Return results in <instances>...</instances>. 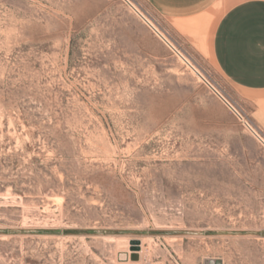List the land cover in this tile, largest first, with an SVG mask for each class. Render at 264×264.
I'll return each instance as SVG.
<instances>
[{
    "label": "rangeland",
    "instance_id": "1",
    "mask_svg": "<svg viewBox=\"0 0 264 264\" xmlns=\"http://www.w3.org/2000/svg\"><path fill=\"white\" fill-rule=\"evenodd\" d=\"M193 71L123 0H0V264H264V148Z\"/></svg>",
    "mask_w": 264,
    "mask_h": 264
},
{
    "label": "crops",
    "instance_id": "2",
    "mask_svg": "<svg viewBox=\"0 0 264 264\" xmlns=\"http://www.w3.org/2000/svg\"><path fill=\"white\" fill-rule=\"evenodd\" d=\"M144 1L160 16L181 23L207 26L219 18L211 36L199 39L207 41L215 65L250 112L259 110L264 104V0Z\"/></svg>",
    "mask_w": 264,
    "mask_h": 264
},
{
    "label": "built area",
    "instance_id": "3",
    "mask_svg": "<svg viewBox=\"0 0 264 264\" xmlns=\"http://www.w3.org/2000/svg\"><path fill=\"white\" fill-rule=\"evenodd\" d=\"M140 20L179 58L185 65L191 67L207 86L225 103L240 124L247 129L252 137L264 148V132L251 120L249 115L240 108L227 94L225 95L213 81L208 79L188 57L186 51L178 45L168 32L150 16L135 0H123Z\"/></svg>",
    "mask_w": 264,
    "mask_h": 264
},
{
    "label": "bare ground",
    "instance_id": "4",
    "mask_svg": "<svg viewBox=\"0 0 264 264\" xmlns=\"http://www.w3.org/2000/svg\"><path fill=\"white\" fill-rule=\"evenodd\" d=\"M223 1V0H222ZM224 1H226V0H224ZM227 2V1H226ZM227 6V5H226ZM224 8V7H223ZM220 9V8H219ZM217 10V9H216ZM223 12V11H222ZM220 14V13H219ZM218 16V15H217ZM220 16V15H219ZM219 19V18H218ZM217 19V20H218ZM217 20L215 19V21H213V22H211L209 25H208V27H207V29H206V33H208V34H210L211 35V32L214 30V27H215V24H216V22H217ZM192 22H186V23H181L182 25H189V24H191ZM210 44V43H209ZM210 46V45H209ZM194 72V71H193ZM196 75H198V74H196ZM199 79H200V77H199ZM201 80V79H200ZM113 238V237H112ZM108 241V240H107ZM112 241V240H111ZM142 241V240H141ZM113 242V241H112ZM140 243V242H139ZM114 244V243H113ZM116 244V243H115ZM114 244V245H115ZM143 244L144 243H141V244H136V243H127V245H128V252H129V254H130V256H132L133 254H135V253H137L139 256H142L143 254H145V249H144V247H143ZM150 245V244H149ZM131 247L132 248H137V249H131ZM152 247V246H151ZM149 248V247H148ZM150 252V251H149ZM116 253V252H115ZM148 254V253H147ZM129 256V257H130ZM146 257V256H145ZM145 260V259H144Z\"/></svg>",
    "mask_w": 264,
    "mask_h": 264
}]
</instances>
